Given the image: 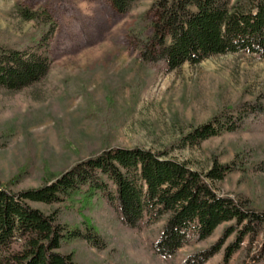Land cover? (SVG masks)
I'll return each instance as SVG.
<instances>
[{
	"label": "trees",
	"instance_id": "obj_1",
	"mask_svg": "<svg viewBox=\"0 0 264 264\" xmlns=\"http://www.w3.org/2000/svg\"><path fill=\"white\" fill-rule=\"evenodd\" d=\"M109 1L124 15L146 0ZM149 1L128 31L137 51L133 63L145 73L172 72L225 54L247 53L264 60V0ZM10 14L32 27L19 35L0 29V90L19 92L49 73L57 23L44 6L18 3ZM104 125L95 151L49 173L39 188L13 191L0 183V264H80L72 244L98 242L87 217L93 201H103L126 228L160 222L150 247L163 259L191 247L180 264H205L221 251L222 264H264V208L243 194H220L214 186L232 173L264 175V149L240 146L228 163L213 155L211 166L199 171L170 158V148L112 145V124ZM255 132L264 133V92L252 101L220 108L206 123L191 127L173 148ZM31 202L59 206L45 212ZM62 211L79 216L80 226L66 220ZM223 225L217 240L197 247Z\"/></svg>",
	"mask_w": 264,
	"mask_h": 264
},
{
	"label": "rangeland",
	"instance_id": "obj_2",
	"mask_svg": "<svg viewBox=\"0 0 264 264\" xmlns=\"http://www.w3.org/2000/svg\"><path fill=\"white\" fill-rule=\"evenodd\" d=\"M18 3L46 7L57 28L50 41L53 61L47 76L19 92L0 90L1 184L13 191L39 188L49 173L95 151L107 123L113 127L112 145L153 151L170 148V158L199 171L211 166L213 155L228 163L240 146L264 149L262 132L223 134L199 147L173 148L191 127L206 123L220 108L261 95L264 60L247 53L225 54L196 66L148 74L133 63L137 51L128 31L149 0L124 15L109 0H0V29L14 35L32 30L31 24L11 17ZM214 186L220 194H243L264 208V175L232 173ZM30 205L45 212L59 206ZM91 206L87 217L98 242L97 246L83 241L72 244L80 264H180L184 253L193 250L186 247L170 259L158 257L150 243L160 222L126 228L103 201ZM62 214L80 226L74 212ZM223 227L197 247L217 240ZM222 256L221 251L205 264H222Z\"/></svg>",
	"mask_w": 264,
	"mask_h": 264
}]
</instances>
